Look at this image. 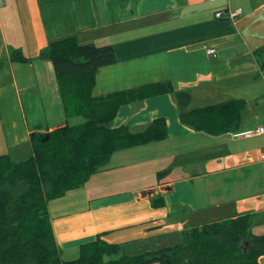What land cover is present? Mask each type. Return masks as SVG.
<instances>
[{"label":"crops","instance_id":"obj_1","mask_svg":"<svg viewBox=\"0 0 264 264\" xmlns=\"http://www.w3.org/2000/svg\"><path fill=\"white\" fill-rule=\"evenodd\" d=\"M229 11L241 14L231 21ZM68 37L114 49L116 63L98 70L93 97L160 83L186 92L189 110L227 100L246 108L238 131L211 136L181 124L173 93L121 106L113 128L140 133L162 118L166 137L116 152L84 187L49 203L62 257L75 259L98 236L129 255L158 249L185 229L245 214L251 233L264 235V133L243 137L264 128V0H2L0 156L20 161L32 133L80 121L65 115L52 63L39 58ZM13 50L30 62H11ZM145 173L144 183L94 193Z\"/></svg>","mask_w":264,"mask_h":264},{"label":"trees","instance_id":"obj_2","mask_svg":"<svg viewBox=\"0 0 264 264\" xmlns=\"http://www.w3.org/2000/svg\"><path fill=\"white\" fill-rule=\"evenodd\" d=\"M39 58L52 63L67 118L81 117L84 122L32 133L28 159L0 156V264H257L264 255V235L251 233L249 214L185 229L177 244L132 255L99 236L80 245L75 259L65 260L53 235L49 203L84 187L92 176L106 170L116 152L166 137L162 118L140 133L127 126L113 128L121 106L173 93L181 124L211 136L238 131L246 106L242 100H227L189 110L186 92L160 83L93 97L98 70L116 63L111 45L79 44L68 37L49 43ZM10 61L30 62L20 50L11 52ZM158 202L153 206L163 205Z\"/></svg>","mask_w":264,"mask_h":264},{"label":"rangeland","instance_id":"obj_3","mask_svg":"<svg viewBox=\"0 0 264 264\" xmlns=\"http://www.w3.org/2000/svg\"><path fill=\"white\" fill-rule=\"evenodd\" d=\"M193 107H195V106H193ZM254 110H255L254 108H250V109H248V112H246L245 114H248L249 113L250 118H254L253 117L254 115L252 113V112H254ZM258 116L260 117L259 118L260 121L261 120H264V118H262L263 113L258 114ZM78 118H80V117H78ZM83 121L84 120L82 118H80V121L74 122V121L71 120L68 124L69 125H79V124L83 123ZM215 150H219V148H216ZM30 156H31L30 149L28 151L27 150H22L20 156H18V158H15V159H17V160H21V159L24 160V159H28ZM209 156H210V154L206 158L209 159ZM146 176L147 175L145 173L143 176H140V177L128 178L127 179V182H125V183H121V184H118L117 183V184H114L113 185V188L105 189V187H104V188H101L99 191H96V192H94V190H95L94 188H91V191H93L94 193L101 192L102 194H105V193H108L105 190L122 189V188L130 187L132 185H138V184L144 183L146 181ZM212 221H215V220H211V222ZM219 222H222V221H219ZM253 233L254 234H258L259 231L258 230H254ZM162 241L164 243L163 244V247L171 246V245H174V244H177V243L180 242V236L174 237L172 239H163Z\"/></svg>","mask_w":264,"mask_h":264},{"label":"built area","instance_id":"obj_4","mask_svg":"<svg viewBox=\"0 0 264 264\" xmlns=\"http://www.w3.org/2000/svg\"><path fill=\"white\" fill-rule=\"evenodd\" d=\"M208 1H211V2H213V1H215V0H208ZM1 3H2V0H0V5H1ZM241 13H240V11H229V13L227 14V16L225 17L226 19H228V20H231V21H233V20H235L236 19V17H238L239 15H240ZM215 18H217V19H220V18H223V12H221V11H218V12H216L215 13ZM208 54L209 55H213V54H215V51L213 50V49H209L208 50ZM264 133V128L263 127H259V128H257L254 132H248V133H245L244 135H243V137L244 138H249V137H251V136H253V135H262ZM260 160H262V161H264V153H262L261 155H260Z\"/></svg>","mask_w":264,"mask_h":264},{"label":"water","instance_id":"obj_5","mask_svg":"<svg viewBox=\"0 0 264 264\" xmlns=\"http://www.w3.org/2000/svg\"><path fill=\"white\" fill-rule=\"evenodd\" d=\"M47 139H48V135H46L41 141L44 142V141H46ZM147 194H150V192H145V191L141 192V196H142V197H144V196L147 195Z\"/></svg>","mask_w":264,"mask_h":264},{"label":"bare ground","instance_id":"obj_6","mask_svg":"<svg viewBox=\"0 0 264 264\" xmlns=\"http://www.w3.org/2000/svg\"><path fill=\"white\" fill-rule=\"evenodd\" d=\"M102 235V234H101ZM99 237V236H98ZM87 244V243H86Z\"/></svg>","mask_w":264,"mask_h":264}]
</instances>
